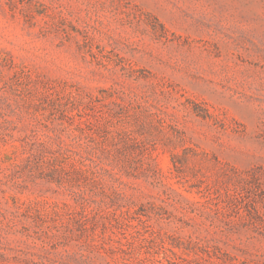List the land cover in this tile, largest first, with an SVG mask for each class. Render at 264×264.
<instances>
[{
    "label": "rangeland",
    "instance_id": "1",
    "mask_svg": "<svg viewBox=\"0 0 264 264\" xmlns=\"http://www.w3.org/2000/svg\"><path fill=\"white\" fill-rule=\"evenodd\" d=\"M0 264H264V0H0Z\"/></svg>",
    "mask_w": 264,
    "mask_h": 264
}]
</instances>
